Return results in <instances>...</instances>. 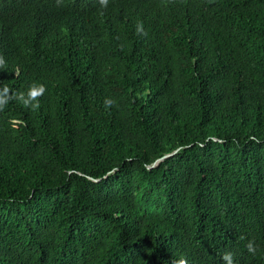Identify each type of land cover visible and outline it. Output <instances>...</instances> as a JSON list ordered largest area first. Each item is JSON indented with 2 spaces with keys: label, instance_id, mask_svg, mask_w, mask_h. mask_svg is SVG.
Segmentation results:
<instances>
[{
  "label": "trees",
  "instance_id": "trees-1",
  "mask_svg": "<svg viewBox=\"0 0 264 264\" xmlns=\"http://www.w3.org/2000/svg\"><path fill=\"white\" fill-rule=\"evenodd\" d=\"M0 56V264H264V0H0Z\"/></svg>",
  "mask_w": 264,
  "mask_h": 264
},
{
  "label": "clouds",
  "instance_id": "clouds-1",
  "mask_svg": "<svg viewBox=\"0 0 264 264\" xmlns=\"http://www.w3.org/2000/svg\"><path fill=\"white\" fill-rule=\"evenodd\" d=\"M100 3H101L102 6L106 7L107 0H100ZM137 31H138V33L142 32V27L138 26ZM144 34L146 35V33H144ZM4 63L5 62L3 60V57L0 56V67H3ZM9 91H10V89L7 86H5L3 88V91L0 92V108H3V106L6 105V103L8 102V100L13 98V97H10L8 95ZM43 91H44L43 86H40L39 89H37L36 86H30V88L28 89V92H27V98L25 97L24 93H19L17 98L22 100L26 107L31 104V107L33 109H35V108L39 107L38 97L40 95H42ZM5 97H7V99H5ZM32 102H34V103H32ZM112 103L113 102L111 100H106L105 101V106L106 107H110L112 105ZM246 247L248 248L249 252H251V253L255 252V249L253 247L252 242H249V244ZM230 257H231V253H227L225 258H230ZM178 264H187V262L182 259V260H180L178 262ZM229 264H231V260L230 259H229Z\"/></svg>",
  "mask_w": 264,
  "mask_h": 264
},
{
  "label": "water",
  "instance_id": "water-1",
  "mask_svg": "<svg viewBox=\"0 0 264 264\" xmlns=\"http://www.w3.org/2000/svg\"><path fill=\"white\" fill-rule=\"evenodd\" d=\"M175 152H176V150L173 151V152H171V153H167V154H165V155L162 156V157H159L158 159H156V160L153 162V164H152L151 166L157 165L160 161H162L163 159H165L166 157L172 155V154L175 153Z\"/></svg>",
  "mask_w": 264,
  "mask_h": 264
}]
</instances>
